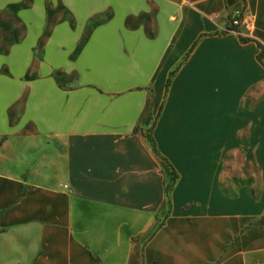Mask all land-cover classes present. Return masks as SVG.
I'll return each instance as SVG.
<instances>
[{
    "label": "crops",
    "instance_id": "1",
    "mask_svg": "<svg viewBox=\"0 0 264 264\" xmlns=\"http://www.w3.org/2000/svg\"><path fill=\"white\" fill-rule=\"evenodd\" d=\"M0 13V264H264V0Z\"/></svg>",
    "mask_w": 264,
    "mask_h": 264
},
{
    "label": "rangeland",
    "instance_id": "2",
    "mask_svg": "<svg viewBox=\"0 0 264 264\" xmlns=\"http://www.w3.org/2000/svg\"><path fill=\"white\" fill-rule=\"evenodd\" d=\"M9 22H12V19H9ZM3 25H4V17L2 16V13H0V57L7 54L9 49L8 45L12 44V42L17 41L21 36V34H14L13 32H7L3 31ZM19 37V38H18ZM7 43V46H6ZM1 72H5V67L0 68ZM150 136V134H148Z\"/></svg>",
    "mask_w": 264,
    "mask_h": 264
},
{
    "label": "trees",
    "instance_id": "3",
    "mask_svg": "<svg viewBox=\"0 0 264 264\" xmlns=\"http://www.w3.org/2000/svg\"><path fill=\"white\" fill-rule=\"evenodd\" d=\"M240 16H241V12L238 13V14H235L234 16H232V17L228 20V23H227V25H226V28H225L224 30H222V31H217V32H215V33H216V34H223V33L227 32L228 30H232V29H234L235 26L232 24V20H233L235 17L240 18ZM240 39H241L242 41H247V40H249V38H244V37H240ZM258 46L260 47V51H259L257 57H258V59H260L261 56H262L263 53H264V48H263L259 43H258ZM168 84H169V78H168L167 81H166V88H167ZM147 138H148V140H149V142H150V144H151V146H152L154 152L156 153V149H155V145H154V140H153L152 137L149 136V135H147ZM171 174H172L171 179L173 180V179L175 178V172H174V169H173L172 167H171ZM168 185H169V183H168Z\"/></svg>",
    "mask_w": 264,
    "mask_h": 264
},
{
    "label": "built area",
    "instance_id": "4",
    "mask_svg": "<svg viewBox=\"0 0 264 264\" xmlns=\"http://www.w3.org/2000/svg\"><path fill=\"white\" fill-rule=\"evenodd\" d=\"M239 23H240V18L235 17V18L232 20V24H233L234 26H237Z\"/></svg>",
    "mask_w": 264,
    "mask_h": 264
}]
</instances>
